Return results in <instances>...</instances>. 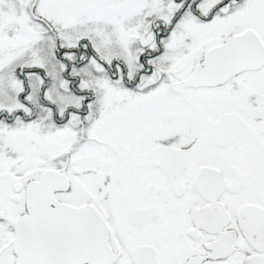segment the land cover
Here are the masks:
<instances>
[{"label":"snow or ice","instance_id":"1","mask_svg":"<svg viewBox=\"0 0 264 264\" xmlns=\"http://www.w3.org/2000/svg\"><path fill=\"white\" fill-rule=\"evenodd\" d=\"M0 264H264V0H0Z\"/></svg>","mask_w":264,"mask_h":264}]
</instances>
